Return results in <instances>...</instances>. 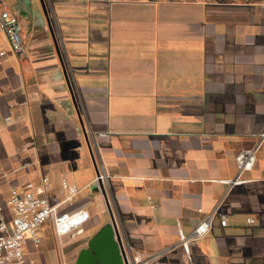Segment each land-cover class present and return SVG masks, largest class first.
Masks as SVG:
<instances>
[{"label":"crops","instance_id":"obj_1","mask_svg":"<svg viewBox=\"0 0 264 264\" xmlns=\"http://www.w3.org/2000/svg\"><path fill=\"white\" fill-rule=\"evenodd\" d=\"M44 3L47 14L40 0H0L24 47L0 34V168L30 164L0 197L48 177L50 205L90 220L58 238L51 218L28 261L77 264L112 224L102 173L122 246L148 264H264V0ZM258 145L239 176L238 153Z\"/></svg>","mask_w":264,"mask_h":264},{"label":"built area","instance_id":"obj_2","mask_svg":"<svg viewBox=\"0 0 264 264\" xmlns=\"http://www.w3.org/2000/svg\"><path fill=\"white\" fill-rule=\"evenodd\" d=\"M21 25L16 14L8 10H0V34L3 35L16 53L24 51L21 39ZM7 51L0 47V59L5 58ZM10 123V118L6 119ZM262 139L264 134H261ZM27 146H29L27 144ZM259 148L255 146L251 149L242 150L236 157V165L239 176L244 172L254 168L256 162V152ZM30 167L29 163L21 164L13 170L0 168V181L8 179L11 174L19 173ZM104 175L98 173L94 180V185L103 182ZM228 184L243 183L239 178L232 181H224ZM64 186L67 184L64 182ZM49 188L48 177L42 178L39 185L33 182L23 184H11L4 204L0 203V264H34L28 261L26 246L31 240L35 246H39L42 239L39 229L49 220L53 219V228L58 238L65 236L77 237L84 232V226L90 220V213L81 209L71 213H58L57 208L52 207L46 197ZM78 193L75 187H70V196L74 197ZM211 216L205 217L195 228L193 238L198 240L203 238L209 231ZM221 225L226 226L225 217L221 219ZM183 248L188 255L189 238L180 235ZM128 264H148V258L137 251L125 249Z\"/></svg>","mask_w":264,"mask_h":264},{"label":"water","instance_id":"obj_3","mask_svg":"<svg viewBox=\"0 0 264 264\" xmlns=\"http://www.w3.org/2000/svg\"><path fill=\"white\" fill-rule=\"evenodd\" d=\"M40 2L42 4L45 14H47L44 0H40ZM80 120L82 123L81 117ZM85 137L87 143H89V138L86 132ZM98 186L100 192L104 196L105 201L107 203L108 212L111 216L112 224L106 230L102 231L96 238H94L88 243V248L81 252L77 264H96V259H100L102 264L105 263L106 259L111 262L113 261L115 264H128L126 253L121 243V238L117 228L116 220L112 212V208L110 206L109 198L105 190L104 184L100 182ZM100 242L104 243L103 247L100 245ZM104 250L106 251L105 254H101V252Z\"/></svg>","mask_w":264,"mask_h":264},{"label":"rangeland","instance_id":"obj_4","mask_svg":"<svg viewBox=\"0 0 264 264\" xmlns=\"http://www.w3.org/2000/svg\"><path fill=\"white\" fill-rule=\"evenodd\" d=\"M95 188V187H94ZM93 190V187L91 188V191ZM5 200H6V197H4V196H2V197H0V203H2V204H4V202H5ZM103 216V215H102ZM52 220L51 219H49L48 220V223H50ZM70 263H72V261L70 262H68V261H63V262H61L60 264H70Z\"/></svg>","mask_w":264,"mask_h":264}]
</instances>
